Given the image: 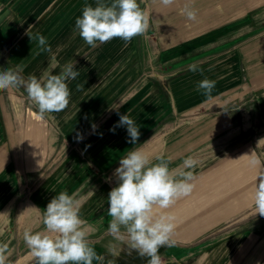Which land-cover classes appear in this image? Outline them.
Returning <instances> with one entry per match:
<instances>
[{"label": "crops", "instance_id": "obj_1", "mask_svg": "<svg viewBox=\"0 0 264 264\" xmlns=\"http://www.w3.org/2000/svg\"><path fill=\"white\" fill-rule=\"evenodd\" d=\"M95 3L0 0V70L13 67L27 80L45 71L59 74L72 61L79 72L67 82L68 107L46 114L42 121L36 118L37 109L23 87L0 90V244H7L5 264H16L22 257L24 264H36L24 233L45 231L43 213L61 191L80 201L79 215L89 232V244L105 257L104 264H147V257L130 252L108 232L107 197L118 183L114 172L119 159L140 148L152 157H171L169 167L175 168L185 154L198 149L199 134H212L220 125H213L212 120L186 130L189 126L182 127V120L196 118L213 100L223 106L230 95L243 97V92L238 93L241 59L228 65L219 55L210 62L196 59L198 54L224 50V44L220 45L224 36L231 34L232 40L239 36L240 20L250 18V24L264 25V0H177L171 8H164L159 0H140L141 8L149 13L147 38L137 36L127 46L115 38L93 48L79 36L75 21L86 4ZM186 4L196 10L195 21L180 15L179 9ZM217 5L222 11L216 10ZM258 17L262 20L256 22ZM29 27L32 34L47 38L58 67L51 69L50 54L37 41L31 42L26 34ZM232 46L241 50L240 43ZM146 57L151 63L147 64ZM192 64L197 71L189 70ZM205 78L216 82L210 97L197 90ZM220 111L215 115L225 112ZM212 113L202 115L212 119ZM225 113L230 123L229 111ZM123 114L139 127L137 144L129 142L126 127L117 126ZM184 133L189 136L182 137ZM78 135L83 138L77 140ZM216 176L201 174L193 180L191 193L166 210L175 217V245L161 247L162 264H264V229L238 225L239 220L219 222L223 214L231 215L233 205L226 203L227 208L206 215L194 210V189L205 190L201 181ZM208 192L212 195L215 189ZM200 198L199 205L213 206ZM113 245L119 256L109 254Z\"/></svg>", "mask_w": 264, "mask_h": 264}, {"label": "clouds", "instance_id": "obj_2", "mask_svg": "<svg viewBox=\"0 0 264 264\" xmlns=\"http://www.w3.org/2000/svg\"><path fill=\"white\" fill-rule=\"evenodd\" d=\"M176 3L177 0H159L164 8H171ZM216 10L222 11L220 5ZM179 13L188 21L197 19L196 10L187 4L179 9ZM149 26V13L141 8L140 0H96L95 5L86 4L75 21L79 36L93 48L115 38L123 40L127 46L137 36L147 38ZM26 34L31 42L37 41L41 50L50 54V68L58 67L47 38L39 33L32 34L30 27ZM74 68L73 62L69 61L61 67L59 74L45 71L40 77L33 75L25 80L9 67L0 70V90L23 87L37 109L36 118L42 121L46 114L59 113L68 107L71 92L67 82L79 75ZM189 70L197 71V65H190ZM215 87L214 80L205 78L198 82L197 90L210 97ZM117 126L126 127L129 142L137 144L140 131L134 119L123 114ZM76 138L81 140L83 137L78 135ZM171 163V157H152L140 148L133 149L119 159L114 172L118 183L107 197V215L111 218L109 234L126 244L130 252L135 250L139 256L147 257V264H162L158 254L161 247L175 245L172 239L175 217L166 210L191 193L193 172L199 161L189 156L175 168L169 167ZM249 163L256 166L259 161L253 158ZM256 180L251 196L254 214L264 217V172ZM80 206L74 195L61 191L51 199L43 213L45 231H25L23 239L36 264H94V261L104 264L105 257L89 244V232L79 215ZM6 251L7 244H0V264H5ZM108 252L112 256L120 254L114 245Z\"/></svg>", "mask_w": 264, "mask_h": 264}, {"label": "rangeland", "instance_id": "obj_3", "mask_svg": "<svg viewBox=\"0 0 264 264\" xmlns=\"http://www.w3.org/2000/svg\"><path fill=\"white\" fill-rule=\"evenodd\" d=\"M258 20L262 19L258 17L255 21ZM239 25L240 34L237 37L234 35V40H232L231 34L224 36V40L220 44H224V50L198 54L199 58L196 60L210 62L219 57L220 60H225L228 65V62L241 59L243 78H241L238 93L243 92V97L236 99L230 95L227 105L223 106H220L218 99L213 100L209 103V109L204 107L205 109L201 110L203 113L212 111V119L208 116L204 117L203 113H198L196 118L183 119L182 127L189 126L186 130L195 125L202 127L212 120L213 125L220 124L214 128L212 134H199L198 149L190 151L199 161V166L193 172L194 181L203 173L217 174V178L214 180L201 181L202 188L205 190H200L198 187L194 189L197 191L193 198L196 205L194 210L206 215L213 209L227 208V203L229 207L233 205L234 208L232 207L231 215L228 217L225 216L227 214H223V219L219 222L227 219L229 221L239 220L238 225L251 224L252 228L262 230L264 229V217L254 214L251 196L257 183L256 177L264 172V140H262L264 139V25L257 23L252 25L250 18L240 20ZM233 43H240L241 50H233ZM217 55L219 56L217 57ZM145 59L147 64L151 63L150 57ZM232 70L233 67L227 68L228 79L232 76L229 72ZM220 110L229 111L230 123L225 112L218 116L215 115L216 111L221 112ZM222 127L223 129H221ZM185 136L188 137L189 134L184 133L182 137ZM191 153L185 154L184 157L187 158ZM253 158L259 161L256 166L249 163ZM215 183L216 185H214ZM211 185L214 186L210 187ZM206 189H215V193L210 195ZM201 191H203L202 194ZM201 196L204 197V202H213V208H210L208 204L204 207L201 206L202 204L199 205L202 201ZM22 259L25 261L24 257L19 260Z\"/></svg>", "mask_w": 264, "mask_h": 264}, {"label": "bare ground", "instance_id": "obj_4", "mask_svg": "<svg viewBox=\"0 0 264 264\" xmlns=\"http://www.w3.org/2000/svg\"><path fill=\"white\" fill-rule=\"evenodd\" d=\"M24 260H19L18 262H16V264H23Z\"/></svg>", "mask_w": 264, "mask_h": 264}]
</instances>
